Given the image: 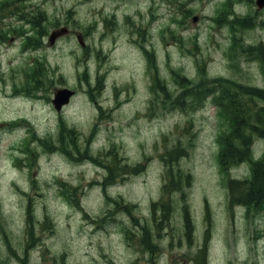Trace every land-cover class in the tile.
<instances>
[{"label":"rangeland","instance_id":"obj_1","mask_svg":"<svg viewBox=\"0 0 264 264\" xmlns=\"http://www.w3.org/2000/svg\"><path fill=\"white\" fill-rule=\"evenodd\" d=\"M32 3L46 21L29 47L15 34L34 27L12 14L28 3L9 0L0 19V264H264V206L229 197V178L251 165L224 170L232 122L214 100L235 95L264 131V10ZM66 86L76 96L58 112L51 99ZM250 151L264 154L259 134Z\"/></svg>","mask_w":264,"mask_h":264},{"label":"trees","instance_id":"obj_2","mask_svg":"<svg viewBox=\"0 0 264 264\" xmlns=\"http://www.w3.org/2000/svg\"><path fill=\"white\" fill-rule=\"evenodd\" d=\"M35 15V13H33ZM30 17V18H29ZM42 17V13H37V16H34L31 19V16L27 14H23V19L31 20L32 22H39L40 18ZM232 134L228 136V141L225 143V147L223 148V154L230 155L235 151L234 147H232ZM232 185L235 182L234 180L231 181ZM243 192L242 197L244 198L245 202L250 203L253 201H258L259 198L262 196L264 197V158L254 162L253 164V177L250 180H245L242 186Z\"/></svg>","mask_w":264,"mask_h":264},{"label":"water","instance_id":"obj_3","mask_svg":"<svg viewBox=\"0 0 264 264\" xmlns=\"http://www.w3.org/2000/svg\"><path fill=\"white\" fill-rule=\"evenodd\" d=\"M258 3L262 6L264 4V0H258ZM71 93L72 92L68 89L59 90L57 93V99L54 100L56 107L60 108L62 103L67 102Z\"/></svg>","mask_w":264,"mask_h":264},{"label":"flooded vegetation","instance_id":"obj_4","mask_svg":"<svg viewBox=\"0 0 264 264\" xmlns=\"http://www.w3.org/2000/svg\"><path fill=\"white\" fill-rule=\"evenodd\" d=\"M260 10L263 11L264 8L263 9H256V12H260ZM107 21H108V18L107 17H103V24H104V26L106 25Z\"/></svg>","mask_w":264,"mask_h":264}]
</instances>
